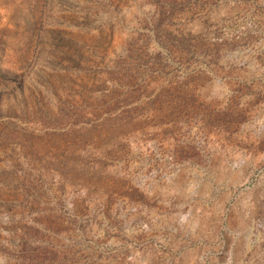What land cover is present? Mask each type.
I'll return each mask as SVG.
<instances>
[{"label": "rangeland", "instance_id": "obj_1", "mask_svg": "<svg viewBox=\"0 0 264 264\" xmlns=\"http://www.w3.org/2000/svg\"><path fill=\"white\" fill-rule=\"evenodd\" d=\"M0 264H264V0H0Z\"/></svg>", "mask_w": 264, "mask_h": 264}]
</instances>
